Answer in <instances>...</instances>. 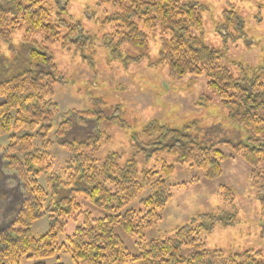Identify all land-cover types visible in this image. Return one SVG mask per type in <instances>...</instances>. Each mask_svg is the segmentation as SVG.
I'll list each match as a JSON object with an SVG mask.
<instances>
[{"label":"trees","instance_id":"trees-1","mask_svg":"<svg viewBox=\"0 0 264 264\" xmlns=\"http://www.w3.org/2000/svg\"><path fill=\"white\" fill-rule=\"evenodd\" d=\"M99 4H110L115 9L104 21L115 28L109 35L111 44L128 46L135 54L130 60L136 61L148 55L146 31L158 29L162 35L159 62L165 63L176 78L204 75L207 88L217 96L225 111L226 120L244 133V139L237 142L204 145L188 134L192 125L177 130L152 120L142 128L144 140L137 145L168 154L178 164L195 167L207 180L220 176L225 159L240 156L250 167L249 180L264 216V169L261 168L264 166V65L248 80L244 75L233 76L220 63V52L194 34L203 27L202 7L197 3L99 0ZM51 12L44 0H0V42L9 43L12 30L19 25L25 26L27 34L41 31L57 38V28L63 24L64 43L76 46L87 43L76 38L81 32L78 23L68 25L59 19L60 23L55 24L50 19ZM222 19L226 33L229 28L243 32L234 11H225ZM165 34L170 37H163ZM28 43L31 47L25 67L0 78V137L8 136L3 168L12 171L23 185L12 221L0 229V264H21L23 259L40 261L60 253L68 255L75 264H264L259 251L225 255L205 248L199 240L201 233L212 232L218 223L223 226L233 223L214 214L200 215L198 223L178 227L164 238L145 239L144 232L160 223V213L172 198L166 181L174 173V165L163 162L159 169L138 171L134 159L120 163L117 153H110L102 160L92 158L91 155L110 142L112 127L127 129L116 113L95 109L71 111L56 124L55 141L69 157L62 170L55 172L46 149L52 142L48 135L59 107L50 95L53 85L64 77L46 48ZM202 99L205 106L211 102L209 97ZM73 126L80 128L82 138L80 134L67 138ZM19 131L26 133L13 134ZM34 141L39 147L33 146ZM219 146H227L231 152L224 153ZM39 175L45 177L43 186L38 182ZM195 182L193 179L179 186ZM144 191L148 194L139 200L140 209L129 208ZM218 194L223 202L231 203L230 187L220 186ZM79 197L103 215L94 218L90 210H83L77 201ZM45 214L49 218L47 232L33 237L32 224ZM79 217L81 220L66 243L58 245L57 235L69 220L77 222ZM118 230L135 238L134 253L128 251ZM185 247L192 249L187 255L182 254Z\"/></svg>","mask_w":264,"mask_h":264},{"label":"rangeland","instance_id":"rangeland-1","mask_svg":"<svg viewBox=\"0 0 264 264\" xmlns=\"http://www.w3.org/2000/svg\"><path fill=\"white\" fill-rule=\"evenodd\" d=\"M182 1L197 3L202 7L203 27L194 34L220 52V63L233 76L244 75L248 80L264 65V0ZM44 2L52 8L51 21L59 24L58 20L62 19L68 25L78 23L81 32L76 38H82L87 43L80 46L64 43L66 27L63 24L57 28V38L41 31L27 34L25 26L19 25L12 30L9 43L0 42V78L14 75L25 67L27 52L31 47L28 42L46 48L51 54L58 72L64 77L63 81L53 85L50 95L59 107L53 120V130L48 135L52 142L46 149L52 169L60 172L69 157V153L54 138L56 124L65 120L69 112L95 109L106 114L116 113L127 124V129L112 127L109 131L110 142L91 155L92 158L102 160L110 153H117L120 163L134 159L138 171L159 169L163 162L174 165V173L166 181L172 198L160 213V223L144 232L145 239L164 238L178 227L191 222L198 223L200 215L214 214L231 219L233 223L227 226L218 223L212 232L201 233L199 240L205 248L221 251L225 255L246 250L259 251L264 262V216L260 211L257 193L249 180L250 167L240 156L225 159L221 164L220 176L207 180L199 169L178 164L174 157L156 153L152 151L153 148L145 150L143 145H137L144 140L142 128L152 120L177 130L192 125L188 134L204 145L244 139L243 131L226 120L219 99L207 88L205 76L187 74L180 78L173 77L168 66L159 62L162 35L158 29L146 31L148 55L136 61L130 60L135 54L128 46L116 47L110 43L109 35L115 28L111 23H104L115 11L110 4H99V0ZM228 10L235 12L243 32L229 28L226 33L222 15ZM163 37L169 38L170 35L165 34ZM202 97H209L210 104L205 106ZM24 133L26 131L13 132L18 136ZM81 133L79 127L73 126L67 138L71 139L76 134L82 138ZM7 144L8 136L0 137V229L12 221L23 188L16 175L3 168ZM33 146L39 147L38 142L34 141ZM219 148L224 153L231 152L227 146ZM261 168L264 169V166ZM44 178V175L38 176L42 186L45 185ZM193 179H196L195 183L179 186ZM222 185L232 189L231 203L223 202L222 196L218 194ZM147 194V191L141 193L128 207L140 209L139 200ZM77 199L82 209L90 210L94 218L103 215L102 211L80 197ZM80 220L79 217L77 222H67L64 230L57 235L58 245L66 243V238L73 233ZM48 228L49 218L45 214L34 221L30 232L33 237H38ZM118 234L128 251L134 253L135 238L120 230ZM191 251L185 247L182 254L187 255ZM36 262L75 264L68 255L61 253L40 261L23 259L21 264Z\"/></svg>","mask_w":264,"mask_h":264}]
</instances>
